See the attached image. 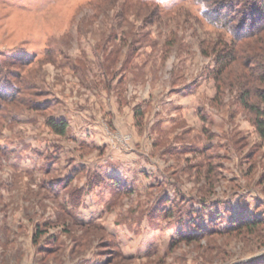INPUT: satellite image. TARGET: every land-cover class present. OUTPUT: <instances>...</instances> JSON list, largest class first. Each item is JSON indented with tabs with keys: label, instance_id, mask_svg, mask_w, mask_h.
I'll use <instances>...</instances> for the list:
<instances>
[{
	"label": "rangeland",
	"instance_id": "obj_1",
	"mask_svg": "<svg viewBox=\"0 0 264 264\" xmlns=\"http://www.w3.org/2000/svg\"><path fill=\"white\" fill-rule=\"evenodd\" d=\"M219 39L195 0H0V264H264V139Z\"/></svg>",
	"mask_w": 264,
	"mask_h": 264
},
{
	"label": "trees",
	"instance_id": "obj_2",
	"mask_svg": "<svg viewBox=\"0 0 264 264\" xmlns=\"http://www.w3.org/2000/svg\"><path fill=\"white\" fill-rule=\"evenodd\" d=\"M195 2L199 6L200 16L204 22L220 34L217 42L203 49L205 55H208V50L215 55L214 73L219 94L232 80L238 82L239 79L237 83L241 89L239 102L244 109L255 115L254 126L264 139V0H195ZM225 37L229 41L225 40ZM20 60L19 69L27 66L25 57ZM10 77L6 62L0 60V118L4 115L3 103L13 101L15 93L19 90ZM4 90L11 92L7 93ZM47 126L59 136H65L68 129V124L64 120L49 119ZM248 222L250 230L261 225L257 220Z\"/></svg>",
	"mask_w": 264,
	"mask_h": 264
}]
</instances>
